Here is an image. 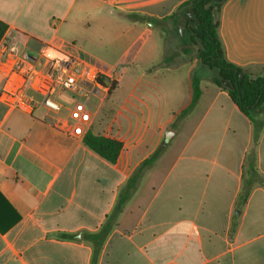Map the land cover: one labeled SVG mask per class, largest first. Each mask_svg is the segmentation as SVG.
I'll return each instance as SVG.
<instances>
[{
    "label": "crops",
    "instance_id": "obj_1",
    "mask_svg": "<svg viewBox=\"0 0 264 264\" xmlns=\"http://www.w3.org/2000/svg\"><path fill=\"white\" fill-rule=\"evenodd\" d=\"M188 1L0 0V20L8 26L3 40L18 54L35 56L50 47L47 53L82 56L91 63L76 58L107 76L100 67L109 68V60L86 55L80 47L83 54H71L80 29L96 32L97 18L100 39L107 36L119 46L128 37L124 51H130L136 35L156 40L162 35L157 25L123 15L160 21ZM218 34L228 62L251 75L264 74V0H228ZM159 49L162 57L163 40L160 45L144 40L126 68L152 73L164 60H157ZM115 67L122 69V50ZM200 88V99L182 119L191 129L176 155L169 158L165 148L144 172L97 264H264V182L254 187L242 210L236 208L254 149L264 180V129L255 144L251 121L228 91L206 76ZM191 100L189 90L173 115ZM61 119L44 110L9 111L0 102V264H92L95 245L88 235L102 230L120 191L148 158L122 165L124 144L112 164L84 139L61 132ZM90 131L108 137L94 120Z\"/></svg>",
    "mask_w": 264,
    "mask_h": 264
},
{
    "label": "rangeland",
    "instance_id": "obj_2",
    "mask_svg": "<svg viewBox=\"0 0 264 264\" xmlns=\"http://www.w3.org/2000/svg\"><path fill=\"white\" fill-rule=\"evenodd\" d=\"M93 23L96 32L92 29H80L79 42L75 44L77 48L71 54H91L111 63L109 68L100 67V70L108 73L109 76L104 77L115 83L114 91L107 97L98 91L90 101L95 124H99L102 133L108 137L124 142L127 152L121 157L122 165L150 157L159 147L163 148V152L166 148L168 157L172 158L181 146L185 134L191 129L179 113L176 116L173 114L182 108L188 91H192V76H206L211 79L212 75L210 69L199 61L198 47L190 44L184 27L180 26L175 30L170 22H162L158 29L162 35L164 55L160 56L162 52L159 49L157 60L159 62L163 57L169 58V63L163 65L169 69H157L150 74L143 73L140 69L129 71L125 65L134 60L143 41H155L160 45L161 38L156 40L136 35V42L131 50L124 51L125 45L129 44L126 34L122 45L117 46L107 36L100 39L96 26L98 19L95 18ZM181 29L184 30L183 34ZM111 38L114 36L111 35ZM79 47L85 51L80 52ZM184 49H189L191 53L184 54ZM121 50L122 69H119L115 67V63ZM76 57L88 61L82 56ZM160 92L162 93L159 94ZM169 130L176 133L179 130L180 134L171 143L164 145Z\"/></svg>",
    "mask_w": 264,
    "mask_h": 264
},
{
    "label": "trees",
    "instance_id": "obj_3",
    "mask_svg": "<svg viewBox=\"0 0 264 264\" xmlns=\"http://www.w3.org/2000/svg\"><path fill=\"white\" fill-rule=\"evenodd\" d=\"M227 1L190 0L181 6L175 14L160 21L138 14H126L123 17L136 23L151 22L157 26H160L162 22H170L175 30L177 27H184L190 44L198 47L200 63L210 69L212 73L211 81L219 88L228 91L236 106L251 121L253 125V139L255 144H257L264 129V74L251 75L242 67L226 60L218 29L220 26V14ZM7 29V24L0 20V42L4 38ZM161 30L163 31L164 28H161ZM190 53L189 49H184V54L188 55ZM169 61L170 59L165 57L162 63L154 69L166 67L163 65L168 64ZM241 74L242 78H240ZM99 80L103 84L109 81L104 76H100ZM200 82L201 77L194 75L192 78V100L188 107L179 113L180 117L189 114L200 99L202 95ZM114 89L115 83H112V91ZM84 143L92 151L112 164L118 162L124 150V143L122 141L96 135L92 131L86 134ZM162 153L163 148L159 147L139 165L120 191L117 204L112 213L108 215L102 230L97 234L88 235V239L95 245L92 264H97L101 246L113 230L124 206L136 191L144 172L157 161ZM263 182L264 180L257 170V155L254 149L248 154L244 166L243 186L236 203L238 210L243 209L254 187ZM235 227L236 223H234L232 231L235 230Z\"/></svg>",
    "mask_w": 264,
    "mask_h": 264
},
{
    "label": "built area",
    "instance_id": "obj_4",
    "mask_svg": "<svg viewBox=\"0 0 264 264\" xmlns=\"http://www.w3.org/2000/svg\"><path fill=\"white\" fill-rule=\"evenodd\" d=\"M51 49L38 55L11 51L0 42V102L9 111L33 114L38 110L62 118L58 129L74 139H84L91 130L94 111L91 98L100 91L107 97L112 82H100L89 64Z\"/></svg>",
    "mask_w": 264,
    "mask_h": 264
},
{
    "label": "water",
    "instance_id": "obj_5",
    "mask_svg": "<svg viewBox=\"0 0 264 264\" xmlns=\"http://www.w3.org/2000/svg\"><path fill=\"white\" fill-rule=\"evenodd\" d=\"M183 31L184 30H180V32H181V34H183ZM240 78H242V74L240 75ZM172 135H174V131H168V133H167V135H166V141L164 142V145H166L169 141H170V139L172 138ZM239 212L237 211V214H238Z\"/></svg>",
    "mask_w": 264,
    "mask_h": 264
}]
</instances>
